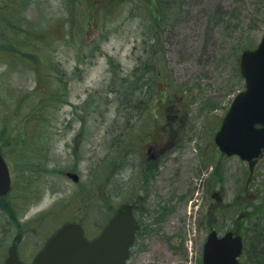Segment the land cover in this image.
I'll list each match as a JSON object with an SVG mask.
<instances>
[{
	"label": "rangeland",
	"instance_id": "374dc122",
	"mask_svg": "<svg viewBox=\"0 0 264 264\" xmlns=\"http://www.w3.org/2000/svg\"><path fill=\"white\" fill-rule=\"evenodd\" d=\"M181 1L174 25L155 43V0H0V142L13 176L8 199H0V264L12 243L31 260L69 220L97 235L123 198V159L148 152L147 141L133 138L155 124L151 115L161 122L168 112L180 113L174 151L164 155L160 198L150 191L146 201L151 213L142 221L150 231L138 237L127 264H197L216 214L225 218L219 228L243 233L242 263L254 264L259 246L252 239L264 238V164L251 173L238 157L218 152L214 135L245 86L236 68L240 53L264 33V0ZM154 80L164 89L162 103L149 101L158 94ZM188 87L192 97L178 100ZM50 89L57 94L49 97ZM126 95L131 102L123 103ZM137 97L142 106H134ZM171 97L178 112L167 103ZM43 112L49 114L40 118ZM17 133L25 143L13 151L9 135ZM173 159L188 166L176 181ZM198 159L209 160L207 195L193 173ZM216 192L221 207L209 208L207 225ZM162 204L176 209L156 220L153 209ZM241 216L247 219L237 222Z\"/></svg>",
	"mask_w": 264,
	"mask_h": 264
},
{
	"label": "water",
	"instance_id": "95a60500",
	"mask_svg": "<svg viewBox=\"0 0 264 264\" xmlns=\"http://www.w3.org/2000/svg\"><path fill=\"white\" fill-rule=\"evenodd\" d=\"M239 68L246 79L245 89L234 98L215 139L228 155L252 160L264 148V35L256 49L241 54ZM67 175L79 180L77 173ZM11 186L9 166L0 147V195L7 194ZM128 208H120L94 240L84 236L79 224H64L31 264H125L136 228L131 211L124 210ZM242 249L240 235L227 232L218 237L213 231L205 245L203 264H239ZM5 264H25L18 257L16 245L10 247Z\"/></svg>",
	"mask_w": 264,
	"mask_h": 264
},
{
	"label": "flooded vegetation",
	"instance_id": "af4514ba",
	"mask_svg": "<svg viewBox=\"0 0 264 264\" xmlns=\"http://www.w3.org/2000/svg\"><path fill=\"white\" fill-rule=\"evenodd\" d=\"M144 111H148V109H145ZM158 115L159 114L157 113H154L153 115H151L153 117V122L155 124L143 125L142 129L138 131L137 135L133 138V140H135L138 143L139 141H143L144 143L147 141L146 151L148 152L147 154L143 155L142 159H123V163H124L123 164L124 177H123V184H122L123 198L117 206L114 205V207H112L114 212L111 215V217L114 214H116V212L120 208L124 206L129 207L128 209H124L125 211H128V210L131 211V215L136 225V228L134 231V234H135L134 244L131 248V253L138 240V237L144 234L147 235L150 231L147 223L142 221V218L144 216H147L148 213H151L149 207L146 204V201L148 199L150 191L154 195H156L158 199L161 196V191H162L161 176L163 173L162 167L164 166L167 160L165 159L167 158V156H164V155L170 150L174 151L173 147H174V143H175L176 136H177V129L175 128L176 125H174L171 122L174 120L176 121L177 120L176 118L180 115V113H177V114L175 113L173 115L166 114L167 119H171L172 121L167 122L164 125H162V123L160 122ZM169 116H172V118ZM157 119H159L158 124H157ZM177 126L180 127L181 125H177ZM133 140L130 142V144L133 142ZM172 140H173V145H172ZM171 145L172 147H170ZM175 146L179 147V144H176ZM170 153L171 152H169L168 155ZM169 160H172V159H169ZM173 160L177 161L176 167L173 169V173H172L175 175L174 179L176 181V179H178L180 174H182L184 166H185L184 163L186 161L184 159H173ZM208 162L209 160L207 159H198L196 161L195 167H193V173L197 176L196 178L198 177L200 178V176H202L200 180L202 181L203 195L208 194L209 179L206 177H205L206 179H203L207 171L206 163ZM242 162L245 163L249 167V170L251 171V173L255 174L256 169L259 166L264 164V150L261 152L259 157L254 158L251 162H248L246 160H242ZM185 167H188V166H185ZM171 184H174V183H171ZM212 195L213 197H216L218 201L221 200L220 192L218 193L216 192ZM204 197L205 196H202V200L204 199ZM175 198L179 199L180 196L178 197L176 196ZM198 201L199 200H197V202ZM205 203H206V197H205ZM199 204L196 203L194 206L196 211H198L199 209V206H200ZM217 205H220V204H217ZM209 208L211 211H215V212H218V210H220L219 206L215 207V205H211V206H209V204L207 205L206 214H205V221L207 225H209L208 224L209 216L207 215L208 212H210ZM175 209L176 207H173V205H170V204L169 205L162 204V206L158 205L156 206V209H153L154 212L152 213H155L153 217L155 218L156 216H158L160 218L161 215H165L170 212H173ZM196 213H193L192 215L194 216V214ZM195 218L198 219V214ZM246 219H247V216H244L236 221L244 222ZM156 220H157V217H156ZM201 221L203 222L204 220L198 221L196 229H198V227L201 225ZM219 224H220V218H218V215L216 214L214 216V224L211 225L209 232L211 228L219 231V227H218ZM208 234H207V237L204 243H202V250H201L202 254L197 264H202L203 262V251H204L205 243L208 238ZM194 239H196V237ZM190 249L191 247H189V250ZM29 255L32 256V254H29ZM31 256H28V258H30Z\"/></svg>",
	"mask_w": 264,
	"mask_h": 264
},
{
	"label": "trees",
	"instance_id": "16d2710c",
	"mask_svg": "<svg viewBox=\"0 0 264 264\" xmlns=\"http://www.w3.org/2000/svg\"><path fill=\"white\" fill-rule=\"evenodd\" d=\"M182 5H183V2L181 0H155V9H154L155 12L152 11L153 18H154L153 30H154L155 43L158 42L161 39V37L163 36V33L165 31V27L168 28L169 25H174V14L176 13L177 15H180L179 12H180V9H181ZM220 15L223 16V14H220ZM152 68H153V65L150 66V69L151 70L150 69L149 70L152 71ZM236 69H237V72H239L238 67ZM155 73L158 74L156 71H155ZM166 82H167V80L165 79V77H162L161 76L160 79H159V83L164 87V86H167V85H165ZM162 83H164V84H162ZM160 84H159V86H160V88H159L156 85V80H154V88H156V86H157L156 89L158 90V94H157V96H156V94L155 95H149V101H151L153 99V98H150V97H154L155 99H157L161 103L165 101V99H163L162 96H161L162 93L164 92V89H162V86ZM44 89H45V92H46V88L45 87H44ZM182 90H183V92L181 94H178L177 95V99L178 100L182 99L183 95H185V98H187V94H189V96H188L189 98L192 97V96H190V93H191V90H192L191 87L182 88ZM56 94H57V91L55 89H50V91H49V97H51L53 95H56ZM159 94H160V97H159ZM142 100L143 99L137 97L136 98V103H135L134 106L135 107L142 106V102H143ZM166 100H167V103H170V102L173 103L172 104V107H174V109H172V110H174L175 112H178V110H181L179 108L180 107V104L176 100H173L172 97L171 98H168ZM131 101L132 100L129 99V97L127 95H126V97L123 98V103L124 102L129 103ZM144 101H145V106H147L149 104L148 101L146 99ZM52 104L53 103H50L49 105H47V107H45L46 108L45 110H47V112H48V110L51 112L50 107H51ZM43 107H44V105H43ZM172 107H170V108H172ZM48 114L49 113L45 114L43 112V114L41 116H39V117L40 118L41 117L45 118L46 116H48ZM161 114H162V117H163V120L161 121L162 122V125L166 124L167 122L172 121L171 119H167L165 113H164V115H163V113H161ZM167 114H171V113L168 112ZM173 114L174 113H172V115ZM169 117L172 118V116H169ZM171 123H173V121ZM21 136H22V133L21 134H19V133L14 134V137L15 138L12 140V135L11 134L9 135V139H10L9 142H11L13 144V148H14L13 151L22 150L23 149V146H24L25 141L23 143H20V137ZM3 149H4V152H6L5 147ZM5 156L9 159V156H7L6 153H5ZM8 196L9 195L0 197V199L7 200L8 199ZM220 219H222V218H220ZM224 219H222V220H224ZM252 240L254 241L253 242L254 245L259 246V253H257V258L254 257V264H264V238L260 237L258 239V241L255 238H253ZM255 240H256V242H255ZM253 250H254V248H253ZM257 250H255L254 253H256ZM252 254L253 253H251V255Z\"/></svg>",
	"mask_w": 264,
	"mask_h": 264
},
{
	"label": "bare ground",
	"instance_id": "6f19581e",
	"mask_svg": "<svg viewBox=\"0 0 264 264\" xmlns=\"http://www.w3.org/2000/svg\"><path fill=\"white\" fill-rule=\"evenodd\" d=\"M227 220V219H226ZM223 226L225 227L226 226V222L225 221H223Z\"/></svg>",
	"mask_w": 264,
	"mask_h": 264
}]
</instances>
